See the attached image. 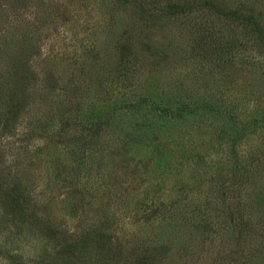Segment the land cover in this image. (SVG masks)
<instances>
[{
    "label": "rangeland",
    "instance_id": "rangeland-1",
    "mask_svg": "<svg viewBox=\"0 0 264 264\" xmlns=\"http://www.w3.org/2000/svg\"><path fill=\"white\" fill-rule=\"evenodd\" d=\"M209 1L264 30V0ZM201 2L0 0V83L30 46L13 120L0 95V187L20 220L90 234L89 264H264V42Z\"/></svg>",
    "mask_w": 264,
    "mask_h": 264
},
{
    "label": "trees",
    "instance_id": "trees-1",
    "mask_svg": "<svg viewBox=\"0 0 264 264\" xmlns=\"http://www.w3.org/2000/svg\"><path fill=\"white\" fill-rule=\"evenodd\" d=\"M201 5L203 7L206 5L209 8L210 11H212L219 19H226L230 20L231 22H234L236 25H241L243 27H248L251 29L257 36L259 41L264 42V30L262 29L260 23L257 21V19L252 15V13L243 12L237 9H234L229 6H221L216 5L214 1L205 0V2H201ZM192 8L189 6L184 7H171V9L168 10L171 14H176L178 12H181V14L186 12H191ZM171 17V16H170ZM203 30L205 33H208L209 26L205 22V25L203 26ZM210 34V32L208 33ZM211 35H214L211 33ZM257 41V42H259ZM23 42H18L16 45L18 51H22L21 57L13 58V74H9V77L3 76L1 79H5L4 84L0 83V95L2 96H8V100L11 102V105L9 107L8 113L5 114L8 116L9 120H13V118L17 117V109L18 105L15 107H12L13 103H18V101H21L23 97L26 96V90L27 86L29 87V81L30 78L28 76V73L25 71L18 74V72H15L16 70L19 71L22 65L21 63L25 61L26 59H29L30 56H28L30 53V46L27 42L24 44L26 46L25 48H21V45ZM29 46V50H28ZM129 46H124L122 49L121 46V52L124 54L129 49ZM131 50V48H130ZM32 59V56H31ZM16 69V70H15ZM15 78V79H13ZM9 79H13L14 83L13 86H9ZM2 81V80H1ZM193 113L191 114L190 111L186 112V117H194L196 115H199V111H197L196 104L192 105ZM206 109H213L211 107H207ZM16 111V112H14ZM184 118V119H185ZM183 151V150H182ZM167 152H164L163 154L166 155ZM12 189L9 191V193L4 194V190L0 187V222H4L2 217H6L9 219L10 225H12L14 228H16L20 233L23 234L24 239L23 241L32 240L35 243V247L31 255L33 256V259H37V262H33V264H89L91 261L89 258L91 257V251L88 250V244H89V236L88 235H80V236H72L65 230L60 231L59 233L56 230V226L52 224V220H48L47 217H39L35 221L33 220H20V212L23 209V201L20 199V196L15 194H12ZM9 195V196H4ZM11 197V199L9 198ZM26 228L27 230L23 231ZM59 235L58 239L56 238L57 235ZM15 238V235H14ZM13 238V240H14ZM8 240H11L10 236L5 234L0 235V257H2V262L0 264H22L24 262V255L18 252L19 250H14L9 243ZM51 243H54L51 245ZM50 244V245H49ZM151 244V243H150ZM37 247H39L38 250ZM53 248V249H52ZM151 248L156 249L157 244L152 243ZM104 251L100 249L99 255H97L98 260H103ZM139 254V255H138ZM138 254L136 253L135 258L133 261L129 264H151L154 261V253L147 250H139ZM94 261L95 258H93ZM117 262L120 264H127V261H125V258H122V260H114L113 258L110 260L109 264L112 262Z\"/></svg>",
    "mask_w": 264,
    "mask_h": 264
}]
</instances>
